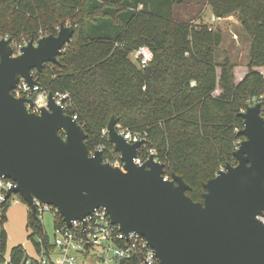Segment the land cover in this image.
I'll return each instance as SVG.
<instances>
[{"label": "trees", "instance_id": "16d2710c", "mask_svg": "<svg viewBox=\"0 0 264 264\" xmlns=\"http://www.w3.org/2000/svg\"><path fill=\"white\" fill-rule=\"evenodd\" d=\"M179 2L0 0V36L22 44L57 34L61 23L73 25L60 64L37 72L41 89L69 92L66 111L78 116L90 151L102 145L104 159L112 161L114 145L102 130L115 117L119 131L142 136L143 155L154 150L165 175L182 176L187 194L203 201L205 183L222 166L237 163L236 142L244 139L240 113L253 100L262 102L264 113V74L256 69L264 67V0L205 2L217 16L237 14L250 38L249 70L238 83L231 59L217 62L222 29L178 19ZM144 45L153 58L139 65L131 55ZM8 206L9 199L1 205L3 221ZM28 223L36 238L43 235L37 216L30 214ZM2 237L5 243L4 232ZM14 254L25 253L18 246Z\"/></svg>", "mask_w": 264, "mask_h": 264}, {"label": "water", "instance_id": "95a60500", "mask_svg": "<svg viewBox=\"0 0 264 264\" xmlns=\"http://www.w3.org/2000/svg\"><path fill=\"white\" fill-rule=\"evenodd\" d=\"M73 25L61 23L57 34L31 39L15 55L11 37L0 36V176L17 185L8 192L23 197L36 217L34 199L58 208L70 226L100 206L113 224L137 232L156 251L159 264H264V115L262 102L240 113L244 136L234 151L237 163H227L205 183L203 201H194L190 185L152 153L138 165L144 143L128 142L108 124L109 139L123 167L91 154L82 124L58 105L53 92L39 113L30 111L31 98L12 90L21 78L31 87L38 81L31 70L42 71L72 40Z\"/></svg>", "mask_w": 264, "mask_h": 264}, {"label": "built area", "instance_id": "2783aa9c", "mask_svg": "<svg viewBox=\"0 0 264 264\" xmlns=\"http://www.w3.org/2000/svg\"><path fill=\"white\" fill-rule=\"evenodd\" d=\"M142 5H140V8ZM213 21H221L226 17L217 16L213 14L211 16ZM68 24V23H67ZM69 25V24H68ZM209 30L214 28L208 25ZM59 30V28H58ZM16 44L13 42L15 47V55L20 54V48L25 45ZM133 55L138 61L139 65L148 64L153 58V52L148 46H140L133 52ZM37 69L31 70V73L38 81ZM37 92L34 98V105L27 104L30 111L39 113L41 108L48 102V94L50 91L41 89L39 82L31 87L30 84L21 78L17 86L12 90V93L16 97H27L31 98ZM19 93V95H17ZM53 97L58 105H60L65 111L70 106V94L69 92L55 91ZM257 100H253L251 104H255ZM67 112V111H66ZM262 114L264 115L263 111ZM74 119L78 120L77 115H72ZM124 138L130 143H137L143 140L140 134H135L129 130L121 131ZM102 135L109 139V132L107 128L102 130ZM242 140L236 142V149L240 146ZM104 147L99 145L95 150L90 151L91 154L96 150L103 151ZM114 150V158L111 162L114 166L123 167V161L119 152ZM141 149H138V157L134 159L138 165L143 164L146 159L155 153L154 150L150 149L146 154H142ZM159 160V158L157 157ZM138 161V163H137ZM160 161V160H159ZM222 166L220 169H224ZM169 176H164L165 180L170 179ZM17 183L10 178L0 176V223L3 221V211L1 205L5 203L10 197L7 194L12 190ZM35 211L36 216L39 218L46 212H53L54 219V235L48 234L46 228L43 225V235L37 236V242L35 243L36 255L31 256L24 249L23 256H16L14 254V248L11 250L7 247V242L2 237L3 230H0V264H78V261L71 251L81 252L85 255L83 264L103 263V264H159L160 260L156 254V251L149 245L146 238L137 232H129L128 234L120 229L119 224H113L109 215L108 210L104 206L95 208L91 213L87 214L82 219L76 218L71 221L69 226L64 220L63 215L60 213L58 208L51 204L44 203L43 201L35 198ZM31 214L33 212L32 207L29 205ZM264 222V216H258ZM40 219V218H39ZM42 222V220L40 219ZM43 224V222H42ZM32 230V234H33ZM35 234V233H34ZM49 239V243L46 239ZM97 248L99 255L94 256L91 254V250Z\"/></svg>", "mask_w": 264, "mask_h": 264}, {"label": "rangeland", "instance_id": "374dc122", "mask_svg": "<svg viewBox=\"0 0 264 264\" xmlns=\"http://www.w3.org/2000/svg\"><path fill=\"white\" fill-rule=\"evenodd\" d=\"M180 1L181 2L176 3L174 6L177 15L176 17L178 19L187 21L194 20L195 23L198 24H206L212 26L214 29H217L218 27L222 29L223 40L217 53L218 64L220 62V64H222L224 58L228 56L235 65L234 74L237 81L241 79L243 75L247 74L249 70L248 62L251 41L248 34L243 29L238 15L234 14L221 21H213L211 18L213 12L209 6L206 5V0ZM131 59L134 63L138 64V61L133 54L131 55ZM220 70L221 66L218 67V72H220ZM218 91L219 89L216 93H218ZM5 214L6 220L2 224L0 223V230H3L5 233L8 249L11 250L16 246H23L28 254L31 256L36 255L35 243L37 238L34 234H32L33 229L28 223L29 216L31 214L29 205L19 194L13 193L9 199V206L6 209ZM39 218L42 220L48 234L54 235L53 212H46ZM90 253L94 254L92 258L99 255L97 248L92 249ZM71 254L76 257L78 264L84 263V254L74 250L71 251ZM92 264L103 263L94 262Z\"/></svg>", "mask_w": 264, "mask_h": 264}, {"label": "crops", "instance_id": "0c3cea01", "mask_svg": "<svg viewBox=\"0 0 264 264\" xmlns=\"http://www.w3.org/2000/svg\"><path fill=\"white\" fill-rule=\"evenodd\" d=\"M196 2V1H195ZM256 69L258 70V71H260L261 73H264L263 71H264V67H256ZM246 75V74H245ZM245 75H243L242 76V78L241 79H239L238 81H237V79H236V82L238 83L239 81H241L243 78H244V76ZM220 92V89H219V91H218V93Z\"/></svg>", "mask_w": 264, "mask_h": 264}, {"label": "clouds", "instance_id": "9594fccd", "mask_svg": "<svg viewBox=\"0 0 264 264\" xmlns=\"http://www.w3.org/2000/svg\"><path fill=\"white\" fill-rule=\"evenodd\" d=\"M17 95H19V93H17ZM137 163H138V161H137Z\"/></svg>", "mask_w": 264, "mask_h": 264}]
</instances>
